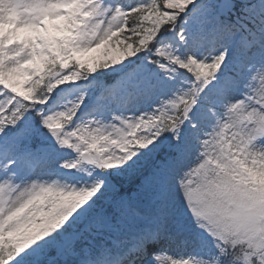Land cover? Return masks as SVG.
I'll return each instance as SVG.
<instances>
[{
    "label": "snow or ice",
    "instance_id": "obj_1",
    "mask_svg": "<svg viewBox=\"0 0 264 264\" xmlns=\"http://www.w3.org/2000/svg\"><path fill=\"white\" fill-rule=\"evenodd\" d=\"M12 3L0 264H264V0Z\"/></svg>",
    "mask_w": 264,
    "mask_h": 264
},
{
    "label": "clouds",
    "instance_id": "obj_2",
    "mask_svg": "<svg viewBox=\"0 0 264 264\" xmlns=\"http://www.w3.org/2000/svg\"><path fill=\"white\" fill-rule=\"evenodd\" d=\"M13 7L12 0H2L0 2V15L7 17Z\"/></svg>",
    "mask_w": 264,
    "mask_h": 264
},
{
    "label": "rangeland",
    "instance_id": "obj_3",
    "mask_svg": "<svg viewBox=\"0 0 264 264\" xmlns=\"http://www.w3.org/2000/svg\"><path fill=\"white\" fill-rule=\"evenodd\" d=\"M89 55H95V53L89 54Z\"/></svg>",
    "mask_w": 264,
    "mask_h": 264
}]
</instances>
